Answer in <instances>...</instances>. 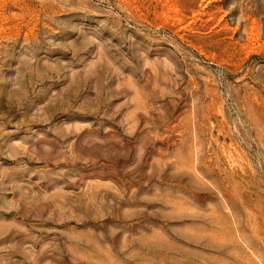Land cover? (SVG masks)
I'll return each instance as SVG.
<instances>
[{"label": "rangeland", "instance_id": "rangeland-1", "mask_svg": "<svg viewBox=\"0 0 264 264\" xmlns=\"http://www.w3.org/2000/svg\"><path fill=\"white\" fill-rule=\"evenodd\" d=\"M0 264H264V0H0Z\"/></svg>", "mask_w": 264, "mask_h": 264}]
</instances>
